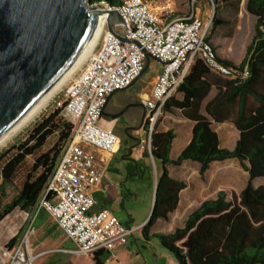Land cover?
Here are the masks:
<instances>
[{"label":"trees","instance_id":"trees-1","mask_svg":"<svg viewBox=\"0 0 264 264\" xmlns=\"http://www.w3.org/2000/svg\"><path fill=\"white\" fill-rule=\"evenodd\" d=\"M104 1L117 5L122 0ZM210 1L215 10L210 20L214 33L229 24V18L221 17L218 10L237 11L241 0ZM244 8L254 17V27L243 58L236 64L219 56L235 77L221 79L200 59L194 60L177 87L180 97L171 95L161 105L163 114H179L192 123L189 142L171 158L175 133L172 128L155 126L150 132V150L143 152L159 166V175L151 214L140 229L145 239L156 237L178 264H264V186L253 184L256 178L264 177V0H244ZM210 38L206 36L216 50ZM213 85L216 92L210 96ZM60 113L55 107L32 125L24 140L0 152V219L14 208L30 212L34 206L60 149L50 148L34 156L18 184L15 180L27 156L39 152L56 128L68 137L72 124L59 119ZM223 122H231L238 132L231 149L220 146L213 126ZM229 159H235L248 174L238 196L229 199L220 190L215 198L202 201L188 213L182 226L149 234L156 222L168 220L186 186L170 175V166L192 161L203 176L213 162ZM13 242L14 238L8 245Z\"/></svg>","mask_w":264,"mask_h":264},{"label":"built area","instance_id":"built-area-1","mask_svg":"<svg viewBox=\"0 0 264 264\" xmlns=\"http://www.w3.org/2000/svg\"><path fill=\"white\" fill-rule=\"evenodd\" d=\"M173 3L174 0H122L113 5L104 0L90 1V7L120 14L122 23L113 29L126 41L107 30L103 21L84 66L69 76L62 96L54 99V107H59L72 123L71 136L34 206L25 213L26 227L21 234H13L12 245L0 247V264H32L35 256L28 252V241L34 219L41 211L74 243L76 253L89 255L99 264L109 261L113 250L126 243L134 228L124 226L107 207L95 209L88 192L100 182L105 155L116 152L122 144L114 131V120L103 114L106 98L129 87L142 71L146 55L162 65L149 93L141 99L152 123L194 60L200 59L221 77H235L206 40L207 24L194 13L171 17ZM132 150L145 151L140 143Z\"/></svg>","mask_w":264,"mask_h":264},{"label":"rangeland","instance_id":"rangeland-1","mask_svg":"<svg viewBox=\"0 0 264 264\" xmlns=\"http://www.w3.org/2000/svg\"><path fill=\"white\" fill-rule=\"evenodd\" d=\"M197 8L199 17L207 24V35L210 41L216 48L217 53L224 59H228L238 64L243 58L246 46L248 45L254 27V17L249 14L244 8V0L239 3L237 11L232 9L221 8L218 14L221 17L229 18V24L226 26L218 27L214 33L210 31V20L214 15V4L210 0H174L171 6V17H180L185 15L187 11ZM227 33V35H226ZM97 41V40H96ZM90 52V51H89ZM88 56V54H87ZM69 74L74 75L85 64V60ZM189 67V66H188ZM160 70L158 61L150 59L149 64L140 77L128 88L117 91L112 100L125 99L131 95H139V93L148 94L149 89L153 82V77ZM188 70V68H187ZM69 76L63 81L55 93L45 102L41 110L14 136H12L2 147L0 152L9 149L12 145L24 140L30 131L32 125L40 119L43 115L55 109L54 99L61 97L64 88L68 83ZM218 77V76H217ZM220 77V76H219ZM224 79L223 77H220ZM176 97H180L177 89L172 93ZM252 102V100H251ZM254 104V102H252ZM137 115L140 111L136 109ZM122 116L117 126L123 123ZM59 119L71 123L70 119L62 113L58 116ZM137 124L136 120L133 122ZM72 124V123H71ZM166 130L168 128L174 129L176 132H189V123L183 122V118L179 114H163L160 109L152 123L150 119L146 121L141 131L136 132L137 138H141L139 143L143 146V150H150V131L154 127ZM214 128L218 131L221 142L225 146H232L236 139V130L231 122L225 124H213ZM115 131V130H114ZM71 132L68 137L64 135L61 128H56L54 133L47 136L45 144L39 152L33 156H27L22 165L20 166L15 183H19L23 175L28 170L32 163L33 157L40 152H45L50 148H59L60 151L65 145L66 141L70 138ZM140 146V145H139ZM137 150H132V156L136 157L137 162L144 167L143 174L139 177L129 179L123 182V189L117 199H113L109 207L113 214L119 219L121 223L130 228H134L132 233L127 237L126 243L113 250V259L119 264H178L170 252L165 250L156 237L149 236L145 239L142 235L140 226L143 221H146L152 210L153 206V191L154 183L157 181L159 175V166L156 165L152 157L137 156ZM60 155V152H59ZM58 155V156H59ZM169 173L172 177L179 179L185 183L186 189L181 190L179 193V201L176 209L169 214L168 220L158 221L154 225L160 232L172 231L176 226H182L183 220L195 207L206 199L215 198L218 191L223 190L227 193L229 199L233 196H238L248 179L247 172L239 165L235 159L225 160L223 162H213L206 173L201 176L199 173V165L192 161H185L180 166H170ZM117 177V180H123L125 174L118 178L116 173L110 172ZM255 187L264 186V177L256 178L253 181ZM126 187L130 189L131 193H127ZM26 211L19 208L12 209L9 213L0 219V247L6 246L14 238L13 234H21V231L27 225ZM49 216V215H48ZM49 225L53 232L58 237L53 239H69L61 233L57 228L50 216L48 217ZM153 228V227H152ZM33 231L29 236V240L34 243L40 241L41 237H32ZM67 244L66 246H69ZM99 264L94 261L89 255L84 254H57L50 251L40 258L35 259L32 264Z\"/></svg>","mask_w":264,"mask_h":264},{"label":"water","instance_id":"water-1","mask_svg":"<svg viewBox=\"0 0 264 264\" xmlns=\"http://www.w3.org/2000/svg\"><path fill=\"white\" fill-rule=\"evenodd\" d=\"M89 3L90 0H0V136L72 66L102 16L107 30L126 41L113 29L122 23L120 14L90 7ZM149 61L146 55L142 71L129 86ZM113 94L108 95L105 105ZM131 105L141 104L132 103L112 114L103 110V114L116 119Z\"/></svg>","mask_w":264,"mask_h":264},{"label":"crops","instance_id":"crops-1","mask_svg":"<svg viewBox=\"0 0 264 264\" xmlns=\"http://www.w3.org/2000/svg\"><path fill=\"white\" fill-rule=\"evenodd\" d=\"M191 1H194V0H191ZM191 13H194L195 16H199L197 12V8H194V9L192 8V10L187 11L185 15L183 16H186ZM183 16H180V17H183ZM158 64L160 65V70H161L162 65L159 62ZM215 92H216V88L213 85L210 91V96H213ZM115 93L116 92H114V94ZM113 95L109 98V100L107 101L104 107V113L106 114L116 113L119 110H121L123 107L130 105L132 103L137 102L141 104V99H143L147 94L145 95L143 93H139V95L137 96L131 95V96L126 97L125 99L117 98L115 100H112ZM126 109H127V115H126L127 117L125 118L123 117L124 120H123V123L119 126V129L116 126V123L119 121V117L116 119L112 118L116 122L114 125L115 133H117L122 138V144L116 152L105 155L106 163L103 167L104 169H103V174L100 179V182L95 187L88 188L89 194L93 197L95 201V205H94L95 209H98L100 207H107L111 210V208L109 207L110 202L113 199H117L119 194L123 193L122 192L123 182L124 181L126 182L129 179H133L135 177H139L143 174L142 164H139L137 162L136 157H133L132 151H130V147L134 144H138L141 139V138H137L138 135H136V132L141 131V129L137 127L138 124L133 123L135 120L136 122H138L139 115H137L136 108L133 105L128 106ZM120 116H123V114ZM183 122L189 123V126H190L189 132L185 130V132L178 133L173 129L175 133V137L172 141V146L170 150L171 158H175L179 154V152L187 145V143L189 142L191 138L192 123L184 118H183ZM225 123L226 122H223V123H220L219 125H222ZM121 129H122V132L119 131ZM236 134H237L236 135V139H237L238 137L237 130H236ZM218 137H219L221 147L228 148V149H231L233 147L234 144L232 146L223 145L221 142L219 133H218ZM91 148L94 149L93 147ZM136 155L138 157L141 156V152H138ZM110 172L116 173L118 175V178H121V176L125 174V178L123 180H120V179L117 180V177L114 176V174H110ZM186 188L187 186H185V188H183L182 190ZM126 191L127 193H131L130 189L127 187H126ZM48 217L49 216L45 211H41L35 217L34 222H33V234L31 238L35 236H39L41 237V239L37 243H34L33 240L28 241L29 254L32 256H35V259L42 257L43 255L49 253L50 251H52L53 253L61 254V255L62 254L64 255L66 253L77 255L78 253L75 252V245L70 239H69V242L66 241L64 238L63 239L61 238L58 240L53 239L56 233L52 231L49 225V222H48ZM144 222L145 221H143L142 224ZM156 232H160V230L157 227H153L150 230L149 234L156 233ZM55 237H58V236L55 235ZM67 244H70V245L66 246ZM105 264H119V263L117 261H114L112 257L109 261L105 262Z\"/></svg>","mask_w":264,"mask_h":264},{"label":"bare ground","instance_id":"bare-ground-1","mask_svg":"<svg viewBox=\"0 0 264 264\" xmlns=\"http://www.w3.org/2000/svg\"><path fill=\"white\" fill-rule=\"evenodd\" d=\"M104 18L100 19V22L94 31L90 41L88 42L85 49L72 64V66L47 90L43 95L23 114V116L4 134L0 136V147H2L12 136H14L18 131H20L44 106L45 102L55 93L63 81L69 76L74 69H76L79 64L84 60V58L89 54L98 40Z\"/></svg>","mask_w":264,"mask_h":264},{"label":"flooded vegetation","instance_id":"flooded-vegetation-1","mask_svg":"<svg viewBox=\"0 0 264 264\" xmlns=\"http://www.w3.org/2000/svg\"><path fill=\"white\" fill-rule=\"evenodd\" d=\"M135 104H138L137 102L135 103ZM124 108V107H123ZM122 108V109H123ZM135 108L136 109H138L139 111H140V115H139V119H138V125H137V127L138 128H142V127H144V124L146 123V121L149 119L148 118V110L144 107V106H142V105H137V106H135ZM121 109V110H122ZM120 111V110H119ZM127 115V109H125V111H124V113H123V116L124 117H127L126 116ZM105 116V115H104ZM107 117V116H106ZM122 116H119V121H120V118H121ZM107 118H110V119H112L111 117H107ZM118 121V122H119ZM118 122L116 123L115 121H114V125H115V123H116V126H117V124H118ZM117 128L119 129V126H117ZM119 131H121L122 132V129L121 130H119ZM134 145H136V144H134ZM133 146V145H132ZM131 146V147H132ZM131 147H130V151H131ZM143 170H144V167H143Z\"/></svg>","mask_w":264,"mask_h":264}]
</instances>
